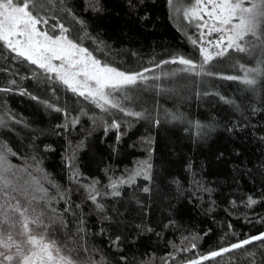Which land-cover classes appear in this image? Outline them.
<instances>
[{
	"label": "trees",
	"instance_id": "1",
	"mask_svg": "<svg viewBox=\"0 0 264 264\" xmlns=\"http://www.w3.org/2000/svg\"><path fill=\"white\" fill-rule=\"evenodd\" d=\"M189 1L43 0L49 25L55 17L102 64L146 73L115 93V108L0 42V172L22 204L37 198L28 215L47 230L30 229L73 264H184L264 232V23L245 52L201 68L192 26L174 16ZM179 57L196 71L162 63ZM247 69H259L254 85ZM200 264H264V240Z\"/></svg>",
	"mask_w": 264,
	"mask_h": 264
},
{
	"label": "snow or ice",
	"instance_id": "2",
	"mask_svg": "<svg viewBox=\"0 0 264 264\" xmlns=\"http://www.w3.org/2000/svg\"><path fill=\"white\" fill-rule=\"evenodd\" d=\"M245 2L246 0H197L199 11L184 12L185 17L191 15L200 21L198 27L201 29L202 44L205 42L206 35L220 34L214 42L207 41L217 49L215 53L203 46L200 47L201 68L215 56H224L229 49L245 52L246 37H257L264 23V0H247L251 5L248 7L245 6ZM41 11H45L43 0H0V42L16 57L37 65L47 73L55 74L73 93L92 99L102 108L105 105L118 107L111 96L113 91L124 86L135 85L138 80L147 79L143 72L125 73L102 64L87 48L69 39L66 35L67 29L62 23L55 22V17H52L54 22L49 25L48 19L40 15ZM38 25H43L44 30ZM49 29L52 32L59 31V34L50 35ZM192 43L196 44L197 41L193 40ZM170 62L184 65L182 70L186 72H195L197 69V65L192 60L184 57L173 58L171 61L162 63ZM257 71L259 69H247L242 82L246 85H254L255 78H249L248 74ZM226 78L238 79L233 76ZM12 83L14 84L15 81ZM4 90L7 89H0V91ZM33 99L37 98L33 97ZM126 114L141 115L132 112ZM113 127L118 128L119 125L114 123ZM4 159V155L0 153V169H3ZM140 174V172L135 173V175ZM131 180L130 177L127 181L122 180L120 183H129ZM10 183L0 172V184L3 185V191L0 194L5 197V203L0 204V249L15 248L14 254L6 255L4 251H0V264H13L14 261L16 264H73L71 258L61 255V249L56 246L55 241L47 240L43 233L36 234L30 229L29 225L32 224L47 230L42 214H36L35 208H32L33 215L31 217L28 215L32 201L37 198L32 196L30 200L26 199L22 204L20 199L7 191ZM112 187L115 189L116 185L113 184ZM144 191L147 192L148 189L145 188ZM113 195L118 196L120 193L114 191ZM95 198V196L91 197L93 200ZM249 202L255 203L251 198ZM17 228L19 231L16 235L23 238L19 241L13 236V231ZM119 239L120 237L117 236L116 240L119 241ZM254 240H264V233L234 243L230 248L213 251L207 256H202L201 260L240 249ZM190 264H200V261L193 260Z\"/></svg>",
	"mask_w": 264,
	"mask_h": 264
},
{
	"label": "rangeland",
	"instance_id": "3",
	"mask_svg": "<svg viewBox=\"0 0 264 264\" xmlns=\"http://www.w3.org/2000/svg\"><path fill=\"white\" fill-rule=\"evenodd\" d=\"M245 6L248 7V6H251L249 4H246L245 2ZM175 10V13H174V16L177 17V16H180L181 18V21L183 20V23H186L188 24L190 27L192 26L193 28V31H194V35H195V40L198 42V45H199V48L201 46L207 48L210 52L212 53H215V51L217 50L213 45H210L207 43V41H215L218 36L220 35L219 33H212L211 35H206L204 37V43L202 44L201 42V29L198 27V24L200 23V21L196 18V17H193L191 15H189L188 17H185L184 15V12H189L191 13L192 11H199L200 9L197 7V0H190L187 4L186 7H184L183 5L181 4H177L176 7L174 8ZM205 19H207V17H205ZM205 32L207 31L206 29L204 30ZM201 56H202V53H201ZM217 57V56H215ZM214 57V58H215ZM184 66V65H183ZM119 71V70H118ZM123 72V71H122ZM125 73H128V72H125ZM146 73H143V75L145 76ZM55 75V74H54ZM56 76V75H55ZM58 78V77H57ZM67 86V85H66ZM68 87V86H67ZM126 87V86H124ZM118 90L116 91H113L111 93V96L112 98L114 99V101L117 103V100L114 98V95L115 93H117ZM90 99V98H89ZM92 100V99H91ZM105 106H110V105H105ZM264 233V232H263ZM231 247V246H230ZM228 247V248H230ZM0 251H4L5 254H14L15 253V249L12 248L11 250H8V249H0ZM25 251H27V249H25ZM219 251V250H218ZM209 254H206L204 256H207ZM198 261H201V257L196 259ZM191 262V261H190ZM190 262H186L184 264H190Z\"/></svg>",
	"mask_w": 264,
	"mask_h": 264
}]
</instances>
